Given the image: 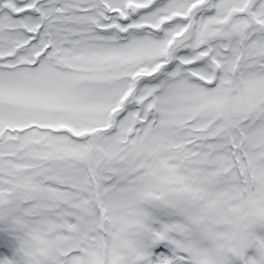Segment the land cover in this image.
<instances>
[{
	"label": "snow or ice",
	"instance_id": "1",
	"mask_svg": "<svg viewBox=\"0 0 264 264\" xmlns=\"http://www.w3.org/2000/svg\"><path fill=\"white\" fill-rule=\"evenodd\" d=\"M0 264H264V0H0Z\"/></svg>",
	"mask_w": 264,
	"mask_h": 264
}]
</instances>
